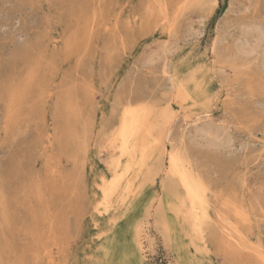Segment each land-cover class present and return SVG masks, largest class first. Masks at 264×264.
<instances>
[{"label": "rangeland", "instance_id": "374dc122", "mask_svg": "<svg viewBox=\"0 0 264 264\" xmlns=\"http://www.w3.org/2000/svg\"><path fill=\"white\" fill-rule=\"evenodd\" d=\"M152 1L0 0V264H264V0ZM247 29L256 55L240 50ZM128 103L150 109L152 137L175 115L165 151L208 188L202 241L167 235L166 156L152 183L96 209Z\"/></svg>", "mask_w": 264, "mask_h": 264}, {"label": "bare ground", "instance_id": "6f19581e", "mask_svg": "<svg viewBox=\"0 0 264 264\" xmlns=\"http://www.w3.org/2000/svg\"><path fill=\"white\" fill-rule=\"evenodd\" d=\"M150 1V0H149ZM162 1V0H161ZM160 0H155V2L157 3V5H163V1L161 2ZM200 1V0H194V2ZM153 1L151 0V5ZM184 2V0L182 1V3ZM190 0H187V3L189 5ZM193 2V1H191ZM190 2V4H192ZM211 2V1H210ZM214 2V1H213ZM213 2H211L213 4ZM155 3V5H156ZM161 3V4H160ZM185 3V2H184ZM208 3V1H207ZM209 3V4H211ZM181 4V3H180ZM186 4V3H185ZM194 4V3H193ZM215 4V3H214ZM149 4H147L148 6ZM149 6L148 9L153 6ZM165 5V3H164ZM167 5V4H166ZM182 5V4H181ZM184 5V4H183ZM183 5L181 7H183ZM187 5V4H186ZM216 5V4H215ZM185 6V5H184ZM214 6V5H213ZM158 7V6H157ZM156 7V8H157ZM187 7V6H186ZM185 7V8H186ZM147 8V7H146ZM161 6H160V10H161ZM147 9V10H148ZM154 9V7H153ZM164 9V8H163ZM175 9V8H174ZM178 9V8H177ZM181 9V8H180ZM212 9V8H211ZM150 10V9H149ZM158 10V12L160 11ZM167 10V9H166ZM185 10V9H183ZM182 10V11H183ZM35 11V10H34ZM207 11H210L207 10ZM174 12V11H173ZM172 12V13H173ZM211 12V11H210ZM150 13V12H149ZM160 13V12H159ZM158 13V14H159ZM169 14V13H168ZM165 14V15H168ZM176 14V13H175ZM183 14V13H182ZM207 14V13H206ZM164 15V16H165ZM174 15V14H173ZM152 16V15H151ZM163 16V17H164ZM177 15H175V18ZM154 17V16H153ZM166 17V16H165ZM155 18V17H154ZM164 19V18H161ZM159 19L157 18V21ZM167 20V19H166ZM170 20V18H169ZM172 20V19H171ZM160 21V20H159ZM171 22V21H170ZM168 22V23H170ZM164 23V22H163ZM156 24V23H155ZM256 24V23H255ZM162 25V24H161ZM106 26V25H105ZM164 26V25H162ZM249 26V25H247ZM246 25L244 27H247ZM252 27L254 28V26L252 25ZM242 28V27H241ZM250 29V28H249ZM249 29L246 30V32L244 31V36H242V38H244V44L241 46L240 50H245L244 51V55L252 53L250 51H253L254 48H256V45L258 42H250L249 39L253 40V38L251 37L250 33L252 31H248ZM252 29V28H251ZM256 29V28H254ZM257 30V29H256ZM257 36H256V41H259L260 37L262 36V30L258 29L257 30ZM242 33V32H241ZM255 33V32H254ZM216 36V34H215ZM254 36V35H253ZM217 38V37H216ZM255 38V37H254ZM217 38V42H218ZM215 40V43H216ZM243 41V39L241 40V42ZM212 43H214V40L212 41ZM211 43V44H212ZM236 43V42H235ZM251 43V44H250ZM253 43V44H252ZM240 44V45H241ZM239 45V44H238ZM212 46V45H211ZM216 46V44L214 45ZM239 47V46H238ZM236 47V48H238ZM261 47V46H260ZM212 48V47H211ZM214 48V47H213ZM212 48V49H213ZM259 49V48H258ZM264 49V48H263ZM238 50V51H240ZM262 51V49H261ZM212 52V51H211ZM242 52V51H240ZM263 52V51H262ZM261 52V53H262ZM243 53V52H242ZM259 53V52H258ZM260 53V54H261ZM264 53V52H263ZM253 54L256 55V51ZM263 55V54H262ZM252 56V55H251ZM264 56V55H263ZM261 56V57H263ZM260 57V56H259ZM263 59V58H262ZM190 60V59H189ZM183 61V60H182ZM181 61V62H182ZM262 62V61H261ZM195 63V62H193ZM192 63V64H193ZM264 63V62H263ZM186 64V63H184ZM166 65V64H165ZM163 65V66H165ZM191 66V65H190ZM196 67V66H195ZM164 68V67H163ZM172 68V67H171ZM194 68V67H193ZM169 69V67L167 68ZM197 69V68H196ZM165 71H167L166 69H164ZM161 70V73L162 71ZM189 70V69H188ZM164 71V72H165ZM186 71V70H185ZM184 71V72H185ZM171 72V71H170ZM169 72V73H170ZM183 73V72H182ZM186 73V72H185ZM189 73V72H188ZM191 73V72H190ZM200 73V72H199ZM204 73V72H203ZM168 74V73H167ZM166 74V75H167ZM201 74V73H200ZM32 75V74H30ZM164 75V74H163ZM178 75V74H177ZM198 75V74H197ZM196 75V76H197ZM204 75V74H203ZM180 76V75H179ZM170 77V75H169ZM168 77V78H169ZM173 77V76H172ZM166 78V76H165ZM175 78V77H173ZM199 78V77H197ZM195 79V78H194ZM192 80V82H194L195 80ZM12 80V79H11ZM171 80V79H170ZM189 80V79H188ZM178 82V81H177ZM190 82V81H188ZM187 82V83H188ZM203 82V81H202ZM168 83V81H167ZM170 83V82H169ZM172 83V82H171ZM202 84V83H201ZM167 84H165L166 86ZM192 85H194L192 83ZM172 86V85H171ZM168 88V86H166ZM201 87V86H200ZM199 87V88H200ZM174 88L176 90V97L179 100V103L181 105L183 104H188V106H190V110L191 112H193L194 110H196V101L198 100H194L192 98V96H190L189 94V90L188 86L185 85V83L181 84H174ZM191 88V86L189 87ZM170 89V87H169ZM201 90V88H200ZM203 90V89H202ZM192 91V90H191ZM169 92H171L169 90ZM195 92V91H194ZM199 92V89H198ZM204 92V91H203ZM172 93V92H171ZM175 93V92H174ZM173 93V94H174ZM192 93V92H191ZM202 93V91H201ZM195 94V93H194ZM200 95V94H199ZM13 99V98H12ZM11 99V100H12ZM145 102V101H144ZM139 103V102H138ZM7 104V103H6ZM27 105V104H26ZM145 105V104H144ZM201 105V104H200ZM149 106V105H147ZM74 107V106H73ZM122 107V106H121ZM9 108V107H8ZM169 108V107H168ZM171 108V107H170ZM205 108V107H204ZM121 109V108H120ZM166 109V108H165ZM184 109V108H183ZM207 109V108H206ZM167 110V109H166ZM189 110V111H190ZM166 112L165 111V117H164V121L168 122L170 124L169 128L171 127V123L173 120H175V115H172L170 110L168 109ZM177 111V110H176ZM175 111V112H176ZM188 112V111H187ZM190 113V112H189ZM206 114L208 112H205ZM151 111L148 108H145L143 105L139 106L136 105L134 106L131 103H128L121 112V115L118 119V121L116 122L115 127V132H114V139L110 140L109 144L111 146L114 145V149L117 150L118 155L116 158L112 159L111 163H112V176L108 179H102V186H101V195L99 198L98 203H96V209H101L100 207H102L105 211L108 210V208L111 206V203H113V199L112 197L115 196L116 200L119 199H123V197H127L128 195H130L131 193H133V182L134 180H136L137 178L141 179L140 181L142 182H153L154 181V176L157 174L158 170L155 169V164H158V166H162L164 162L163 159L165 157V159H167V170L166 172H164L166 175L165 177L161 180V187H162V191L164 193V200H165V210L168 211L170 210L172 212V219L171 221L169 220H165L164 223V227L166 229L167 235L169 236V238L173 239V240H177V237L181 240V242L185 241V238H189L190 242H195V240L197 241H202L203 240V227L204 224L206 225L207 222H209V220H211L210 215L208 214V207H209V198H208V188L204 185V182L200 179V177L198 176V174L195 173V171L192 169V165L190 166L189 162L187 160L184 159V157L178 152V151H174V152H170V153H166L165 151V142L167 140V138L169 136H167V134L169 133V128L168 130H165L163 132V137L159 138V137H152V122L149 120V118L151 117ZM187 114V113H186ZM199 112L194 113L193 115L196 116V118H198L199 116ZM202 114H204L202 112ZM202 114H200L202 116ZM187 116V115H185ZM200 116V117H201ZM192 116H188L187 118H184L185 121H189L191 119ZM193 118V117H192ZM154 119V118H153ZM183 119V120H184ZM195 120V117L193 118ZM189 121L190 123L194 120ZM152 120V119H151ZM159 120V119H158ZM197 120V119H196ZM199 120V119H198ZM197 120V121H198ZM176 121V120H175ZM196 121V123H197ZM174 122V121H173ZM183 122V121H182ZM185 122V123H186ZM195 122V121H194ZM200 122V121H199ZM195 123V124H196ZM205 123V122H204ZM173 124V123H172ZM192 124V123H191ZM195 124L193 123L192 125L195 126ZM198 124V123H197ZM201 124V123H200ZM157 125V124H156ZM182 125V124H181ZM186 124H184L185 127ZM189 125V123H188ZM191 125V126H192ZM199 125V124H198ZM196 129H199L198 127H203L204 124L198 126ZM206 126V124H205ZM183 127V128H184ZM210 127V126H209ZM186 128V127H185ZM193 128V127H191ZM190 128V130H191ZM208 128V126H207ZM206 127H204L202 130L206 131L205 129H207ZM201 129V128H200ZM223 129V128H222ZM189 130V131H190ZM200 130V131H202ZM220 130V129H219ZM179 131V130H178ZM199 131V130H197ZM207 131H209L207 129ZM214 131V130H213ZM218 131V130H217ZM185 132H187V130L185 129ZM192 132H194L192 130ZM190 132V133H192ZM203 132V131H202ZM216 132V130H215ZM219 132V131H218ZM183 133V132H182ZM190 133H184V134H190ZM208 133V132H207ZM196 134H201L200 133H196ZM178 135V134H177ZM193 135V134H192ZM198 135V136H199ZM206 135L205 132L202 133L201 136ZM220 135V133L218 134ZM223 135V134H221ZM185 136V135H184ZM196 136V135H195ZM207 136V135H206ZM186 137V136H185ZM191 137V139L189 138ZM189 138L192 143V136L191 134L189 135ZM197 137V136H196ZM195 137V138H196ZM199 137V138H200ZM215 137V134L213 135V138ZM218 137V136H217ZM215 137V138H217ZM198 138V140H199ZM211 137V139H213ZM219 138V137H218ZM217 138V139H218ZM174 139V138H173ZM172 139V140H173ZM182 139V138H181ZM197 139V138H196ZM207 139V138H205ZM210 139H207L208 142L215 144H218L216 141L217 139H213L215 141H212ZM225 142L226 141V138ZM195 140V139H193ZM205 141L204 139L201 138V141ZM221 140V139H220ZM223 141V140H222ZM169 142V140H168ZM174 142V141H173ZM196 142V140H195ZM224 142V141H223ZM170 143H172V141L170 140ZM197 143H200L197 142ZM113 144V145H112ZM229 144V143H226ZM225 144V145H226ZM220 145V144H219ZM218 145V146H219ZM224 145V144H223ZM190 146V145H189ZM212 146V145H211ZM215 146V145H214ZM109 147V146H108ZM221 147V146H219ZM185 148V147H184ZM157 149L159 150V155L157 157H155V153L154 150ZM192 149V148H191ZM217 149V148H216ZM221 150V149H220ZM192 151V150H190ZM189 152V151H188ZM197 152V151H196ZM187 153V152H186ZM190 154V153H189ZM124 158V161L126 162L125 164L122 163L121 158ZM196 159V158H195ZM154 160V162H153ZM195 162V161H194ZM197 162V161H196ZM197 164V163H196ZM166 165V164H165ZM196 166V165H195ZM164 167V166H163ZM159 168V167H158ZM197 168V167H196ZM209 168V167H208ZM162 170V168L160 169ZM196 170V169H195ZM201 170V169H200ZM163 172V171H161ZM203 174V173H202ZM204 175V174H203ZM141 182V183H142ZM115 194V195H114ZM161 198V197H160ZM96 199V198H95ZM115 200V201H116ZM239 200V199H238ZM121 202V201H120ZM162 203V202H161ZM233 205V204H232ZM114 206V205H113ZM250 207V206H249ZM230 209V207H229ZM124 211V210H123ZM169 211V212H170ZM241 213V212H240ZM164 214V213H163ZM114 215V214H113ZM166 218V217H165ZM220 220L222 222H226L224 218H220ZM243 220V219H242ZM116 221V220H115ZM220 229L222 230V237L225 240V242L232 244L233 242L236 244H239L240 246L243 245V243L241 242V240H238L236 238V236L233 235L232 230L228 229L225 227V225L220 224ZM101 230V229H100ZM99 231V230H98ZM100 237V236H99ZM137 241V240H136ZM187 241V240H186ZM185 241V242H186ZM184 244V242H183ZM182 244H180L181 246ZM103 246V245H102ZM184 246V245H183ZM103 249V248H102ZM107 249V248H106ZM189 249V248H188ZM190 250V249H189ZM189 253V252H188ZM191 255V254H190ZM199 255V254H198ZM142 257V256H141ZM191 257V256H190ZM195 257V255L193 256V258ZM197 258V256L195 257ZM141 259V258H140ZM198 259H200V257L198 256ZM192 261V260H191ZM200 261V260H199ZM99 263V262H98ZM195 263V262H194ZM191 264V263H190Z\"/></svg>", "mask_w": 264, "mask_h": 264}]
</instances>
